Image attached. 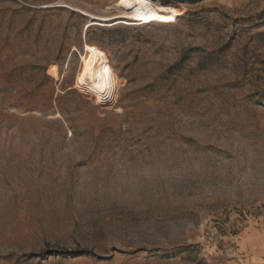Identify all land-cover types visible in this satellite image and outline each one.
<instances>
[{"label": "rangeland", "instance_id": "1", "mask_svg": "<svg viewBox=\"0 0 264 264\" xmlns=\"http://www.w3.org/2000/svg\"><path fill=\"white\" fill-rule=\"evenodd\" d=\"M119 1L0 0V264H264V0Z\"/></svg>", "mask_w": 264, "mask_h": 264}, {"label": "bare ground", "instance_id": "2", "mask_svg": "<svg viewBox=\"0 0 264 264\" xmlns=\"http://www.w3.org/2000/svg\"><path fill=\"white\" fill-rule=\"evenodd\" d=\"M116 7L122 10V14L113 18L116 23H120V20H127V24H140L145 22L149 25L158 16H181L183 14L182 10L175 6H166L153 4L149 0H120ZM124 22V23H126ZM101 73L100 69L89 70V75H98Z\"/></svg>", "mask_w": 264, "mask_h": 264}]
</instances>
